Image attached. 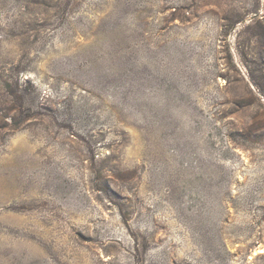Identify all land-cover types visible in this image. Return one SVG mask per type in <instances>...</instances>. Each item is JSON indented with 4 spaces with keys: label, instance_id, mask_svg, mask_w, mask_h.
<instances>
[{
    "label": "rangeland",
    "instance_id": "obj_1",
    "mask_svg": "<svg viewBox=\"0 0 264 264\" xmlns=\"http://www.w3.org/2000/svg\"><path fill=\"white\" fill-rule=\"evenodd\" d=\"M0 264H264V0H0Z\"/></svg>",
    "mask_w": 264,
    "mask_h": 264
}]
</instances>
